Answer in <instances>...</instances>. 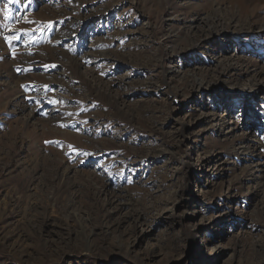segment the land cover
Wrapping results in <instances>:
<instances>
[{"label":"rangeland","instance_id":"obj_1","mask_svg":"<svg viewBox=\"0 0 264 264\" xmlns=\"http://www.w3.org/2000/svg\"><path fill=\"white\" fill-rule=\"evenodd\" d=\"M261 79L264 0H0V264H264Z\"/></svg>","mask_w":264,"mask_h":264},{"label":"bare ground","instance_id":"obj_2","mask_svg":"<svg viewBox=\"0 0 264 264\" xmlns=\"http://www.w3.org/2000/svg\"><path fill=\"white\" fill-rule=\"evenodd\" d=\"M259 76H257L256 78H258ZM255 88V91L260 90L262 94H264V80L261 79V81H257L252 83V85ZM264 98V96H263Z\"/></svg>","mask_w":264,"mask_h":264}]
</instances>
